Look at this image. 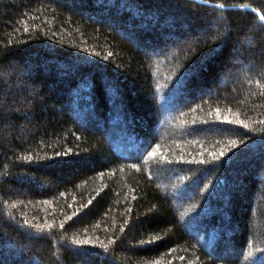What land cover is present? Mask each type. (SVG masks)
<instances>
[{
	"label": "trees",
	"instance_id": "obj_1",
	"mask_svg": "<svg viewBox=\"0 0 264 264\" xmlns=\"http://www.w3.org/2000/svg\"><path fill=\"white\" fill-rule=\"evenodd\" d=\"M0 264H264V0H0Z\"/></svg>",
	"mask_w": 264,
	"mask_h": 264
},
{
	"label": "snow or ice",
	"instance_id": "obj_2",
	"mask_svg": "<svg viewBox=\"0 0 264 264\" xmlns=\"http://www.w3.org/2000/svg\"><path fill=\"white\" fill-rule=\"evenodd\" d=\"M241 123H242V122H241ZM153 155H155V153H153ZM220 155L222 156V155H224V153L221 152ZM46 227H50V226H46Z\"/></svg>",
	"mask_w": 264,
	"mask_h": 264
}]
</instances>
